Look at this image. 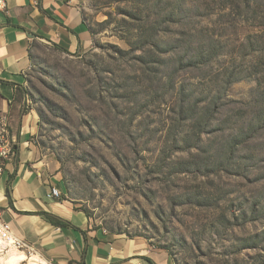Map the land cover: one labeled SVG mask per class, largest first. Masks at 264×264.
Here are the masks:
<instances>
[{
  "label": "rangeland",
  "instance_id": "rangeland-1",
  "mask_svg": "<svg viewBox=\"0 0 264 264\" xmlns=\"http://www.w3.org/2000/svg\"><path fill=\"white\" fill-rule=\"evenodd\" d=\"M83 7L90 49L68 56L36 45L25 75L39 122L34 140L58 166L64 198L93 228L144 237L174 264H264V129L251 143L254 157L239 152L229 167L213 155L229 133L249 126L245 103L264 107L252 80L223 87L256 56L264 65V55L246 47L252 38L264 49V0H86ZM208 35L220 56L174 80L194 85L192 101L216 95L223 107L198 150L172 151L176 64L159 68L158 57H181ZM152 39L161 51L145 46ZM141 47L154 61L149 70L137 61ZM259 77L264 91L262 66ZM11 134L0 112V141Z\"/></svg>",
  "mask_w": 264,
  "mask_h": 264
},
{
  "label": "crops",
  "instance_id": "crops-1",
  "mask_svg": "<svg viewBox=\"0 0 264 264\" xmlns=\"http://www.w3.org/2000/svg\"><path fill=\"white\" fill-rule=\"evenodd\" d=\"M85 2L5 0L0 11V112L13 132L14 151L0 178V220L46 264H174L166 249L144 237L93 228L64 198L58 166L41 156L34 140L39 122L25 80L31 49L42 44L75 55L89 50L92 35L84 18ZM52 188L59 190L60 199L47 197ZM45 213L71 227L53 226Z\"/></svg>",
  "mask_w": 264,
  "mask_h": 264
},
{
  "label": "trees",
  "instance_id": "trees-1",
  "mask_svg": "<svg viewBox=\"0 0 264 264\" xmlns=\"http://www.w3.org/2000/svg\"><path fill=\"white\" fill-rule=\"evenodd\" d=\"M157 33L155 34L154 39L156 38ZM151 38V37H150ZM207 43H203L199 45L197 48L190 47L186 49L184 54L181 57L173 58V59H163L162 56L165 54L161 49H158L155 40L149 41L145 46L148 48H155L156 51H161L158 57L159 61L157 65L162 66L164 64H176L174 71L171 73L173 75V79L170 83V89L174 92L176 96V110L173 111L174 117L172 118L174 124L171 126V150H180V144L185 145V149L188 152L198 150L200 143L203 141V137L205 135L211 134V125L217 113L220 112L223 104L220 103V97L216 95H207L204 98V101H192V98H195L196 90L193 84H179L177 85L175 76L178 71L183 70L186 71L188 69H198L201 67L209 66L212 62H214L218 56H220V50L217 48V45L211 36H207L205 38ZM252 39V38H251ZM250 38L247 40L246 47L253 53L259 54L260 56L264 55L263 47L258 43V41H252ZM254 39V38H253ZM147 48V47H145ZM55 50L64 53L68 56H76L75 54H69L68 52L62 50L59 47H54ZM141 55L138 57V62L141 66L144 67V70H149L150 63L154 61H147L145 52L146 50L143 47L140 48ZM257 61L255 63H251L249 67L246 69L241 65L236 70L231 71L226 76L223 87H229L233 83H236L243 79H249L256 83L257 88L254 89L256 93L263 96L264 91L262 90L259 74L261 73V66L264 68V65L260 64L258 61L260 57L256 56ZM189 87H192L189 89ZM25 91H23L24 93ZM219 95V94H218ZM245 106L251 108L252 117L250 118L247 128H237L234 132L229 133L227 138L224 139L223 143L215 147L213 149V155L216 158H223L225 160V165L230 167L231 161L235 159V157H239V152L243 153L247 150V153H251L250 157H254L252 155L255 147L251 145V143L258 136V132L264 129V107L262 108L260 101L254 103H245ZM242 119V117H239ZM263 121L262 123H260ZM185 127H188L189 130L186 131ZM211 129V130H210ZM225 132L226 129H215V132ZM14 152V151H12ZM16 152V151H15ZM192 154V153H190ZM12 178H10L9 182ZM8 196V193H7ZM10 204V199H9ZM82 211V210H81ZM86 217L88 218V213L86 211H82ZM44 216L46 219L55 227H71V224L61 218L45 213Z\"/></svg>",
  "mask_w": 264,
  "mask_h": 264
},
{
  "label": "built area",
  "instance_id": "built-area-1",
  "mask_svg": "<svg viewBox=\"0 0 264 264\" xmlns=\"http://www.w3.org/2000/svg\"><path fill=\"white\" fill-rule=\"evenodd\" d=\"M34 3L37 0H32ZM5 9V0H0V11H4ZM13 151L12 140L6 137L0 141V178L2 176L5 162L10 158ZM47 197L60 199L61 193L58 189L52 188ZM0 239H6L8 246H12L19 251L28 254L29 256L35 253L34 248L27 244L22 239H18L13 235L10 229V225L7 222L0 220ZM51 264V263H50Z\"/></svg>",
  "mask_w": 264,
  "mask_h": 264
},
{
  "label": "bare ground",
  "instance_id": "bare-ground-1",
  "mask_svg": "<svg viewBox=\"0 0 264 264\" xmlns=\"http://www.w3.org/2000/svg\"><path fill=\"white\" fill-rule=\"evenodd\" d=\"M4 250L7 252L4 253ZM0 253L1 264H21L24 261H28V264H46L36 254L26 256V254L18 249L8 246L6 239H0Z\"/></svg>",
  "mask_w": 264,
  "mask_h": 264
},
{
  "label": "water",
  "instance_id": "water-1",
  "mask_svg": "<svg viewBox=\"0 0 264 264\" xmlns=\"http://www.w3.org/2000/svg\"><path fill=\"white\" fill-rule=\"evenodd\" d=\"M14 149H15V147H14Z\"/></svg>",
  "mask_w": 264,
  "mask_h": 264
}]
</instances>
